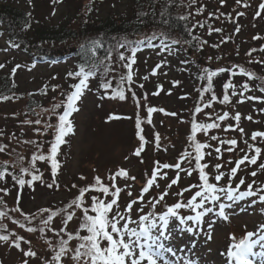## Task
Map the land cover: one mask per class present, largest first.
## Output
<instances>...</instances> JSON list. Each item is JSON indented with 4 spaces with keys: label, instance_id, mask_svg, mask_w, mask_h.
<instances>
[{
    "label": "rangeland",
    "instance_id": "1",
    "mask_svg": "<svg viewBox=\"0 0 264 264\" xmlns=\"http://www.w3.org/2000/svg\"><path fill=\"white\" fill-rule=\"evenodd\" d=\"M7 1L30 8L37 12L39 18H44L50 24H61L68 18L76 16L77 13H83L85 11L83 8L87 7H91L92 13L97 17L105 16L110 12L129 14L132 12L133 0ZM180 1L186 15L192 21V34L198 38L199 49L194 50L189 44L172 45V39L181 41L184 39L179 35L163 37L160 36L163 34L162 30L148 29L145 34L135 37V41H145V43L138 45L136 62L130 70L133 79L121 83L120 77L123 75L126 78L129 69L124 67L125 62L120 61L119 56L121 53L126 57L130 56L132 45L129 39H120V42L113 46L108 58L112 64L107 71L109 76L106 81L111 84V87L107 90L103 89L98 77L88 80L81 99L77 101L79 111L69 116V119L74 122L75 131L69 134L68 143L58 156L60 170L55 180L59 187H46L47 183L53 181L50 161L37 160L35 168L43 173L42 181L34 182L32 185L26 184L22 189L15 184L10 175H7L4 188L8 189L9 193L5 203L10 215L20 218L25 213L35 216L36 219L26 223L21 219L18 220L26 224L21 228V224L5 215L0 221V225L6 226L1 234H9L10 237L23 236L25 239L21 241V248L26 251L31 247L37 252V256L25 257L20 249L0 242V264H22L24 259L28 260V264H45V261H48V264H55L51 257L55 254L53 250H58L57 240L60 236H66L65 230H77L75 218L63 228L59 220L53 218L50 226L43 232L29 233L27 229L29 227L39 229L42 226L40 220L46 218L48 214L43 213L42 209L67 208L71 200L78 195L77 189L93 184L96 176L101 178L104 186L109 187V194L100 193L98 189L90 190L86 193V206L92 196L110 202L113 198L111 192L115 187H120L122 192L118 203L122 211L131 199L143 197L142 201L137 200L131 208L130 217L133 221H138L141 214L153 212L151 211L153 208L159 221V216L167 212L170 205L175 204L178 198L184 200L182 203H187L195 192L200 190L198 187H193V185L201 184L193 159L196 154V141L212 145V149H201L205 153L201 163L208 165L207 170L211 172V177L216 174L212 173L215 170L212 166L217 163L222 165L221 170L226 173L217 183L218 187L228 186L230 182L233 188L247 190V184L255 181L253 190L257 191L258 195L262 194L258 190L264 188V172H260L257 166L246 163L241 166L242 170H238L235 177L230 176V169L243 155L253 154L248 150L247 145L261 147L262 155L258 158V164L264 162V138L258 137L256 141L251 140L254 132L264 131V92L260 90L264 88V10L258 7L264 0H242L240 4H237L236 0H225L223 4L220 0H196L195 4L192 0ZM245 3L249 6L245 7ZM197 9L200 11L197 12ZM257 11L261 12L259 17L255 15ZM240 12L245 14L241 16ZM213 13L215 15H212ZM232 18L236 20L238 32L236 29L232 30ZM216 28H221L222 31L215 32ZM153 33L160 39H164L172 51L162 49L160 39L152 41L154 48L149 47L146 37ZM228 37L230 39H226ZM254 37L261 39H254ZM205 41L206 43H203ZM120 44H124V48H120ZM217 44L219 47H214ZM60 49L61 47H58V51ZM68 49H64L62 53H66ZM72 49H74L73 46ZM253 49L256 51H252ZM69 53L74 54L75 51L72 50ZM199 58L211 64L209 67L214 70L220 67L229 69L213 77V88L209 92L203 91V88L207 87L206 80L201 81L199 78L202 74L200 71L204 67L195 63ZM239 60L244 64L243 67L237 62ZM161 61L164 62L163 65L157 68ZM75 62L74 55L59 62L35 61L26 50L17 49L10 44L4 29L0 26V65H4L0 68V76L3 74L11 76L18 86L19 94H22V97L12 101H0V149H3L0 151V159L11 162L19 157L24 164H28L31 156L40 154L36 147L34 148L32 141L38 139L40 142L50 139L51 132L47 128L42 133L38 132L35 121L44 122L50 119L53 124L62 114V110L54 108L45 110L38 113V118L27 115L23 110L26 109L25 96L33 94L40 98H47V101L53 105L60 104L62 100H50V98L57 97L59 92L57 89H60L61 93L64 92L62 97L64 99L66 91L63 88L70 79L67 72L74 68ZM17 65L20 67L17 68ZM241 68L253 75H243L240 72ZM13 69H16L15 72ZM154 69L155 74H153ZM197 78L198 80L194 81ZM223 80L230 81L235 86L234 89L227 90L230 97L228 104L220 102L223 99L224 90L219 86ZM76 83H79V80H74L73 85ZM245 84L248 85L247 89L243 87ZM161 85L162 88L159 87ZM42 88L44 91H41ZM120 89L125 92V100L111 98L114 91ZM212 95L216 96L215 100H211ZM248 97H256V99H248ZM198 104L201 108L200 113L195 112ZM205 104L209 107H204ZM64 106L66 107L65 104ZM148 107L157 109L151 114V123L147 114ZM58 110L61 111L57 113ZM225 111L229 113L228 118L225 121H218L216 117ZM237 112L241 114L238 122L234 119ZM170 113L176 115H170ZM113 116L120 118H111ZM248 116L252 119L249 120ZM137 117H139V127H137ZM193 117L197 123L217 122L220 128L208 129L207 132L198 131L196 141H193L190 138V123ZM229 125H232L231 129L228 128ZM239 128H243V133L239 131ZM155 134H159V140L155 139ZM140 135L145 137V141L141 155L137 157L134 153L141 144ZM212 135L224 141L236 139L238 144L233 146L226 143L218 144L217 141L208 139ZM217 146L221 148L220 155L213 150ZM229 147L233 149L231 152L227 150ZM209 151H211L210 156ZM185 153H191V156L180 159ZM156 162L161 165L169 163L173 166L180 163L181 170H176L174 167L170 169L161 167L158 178L154 182L159 187L153 186L149 192L144 193L142 188L146 187L145 175L148 173L151 178ZM119 169L127 171L129 176L135 177V180L122 176L110 180L109 177L115 175ZM252 171H257L256 177L251 176ZM187 172H191V176L187 175ZM15 173L20 175V169H16ZM165 173L168 179L164 178ZM30 178V173L24 174L26 181ZM172 178L178 179V183L168 189L165 186ZM242 178L245 180L243 186L239 185ZM185 189L189 190L185 191ZM129 192L132 194L131 197L128 195ZM163 192H167L164 201L151 208L149 201L158 199ZM177 193L183 194L177 196ZM258 195L238 201L232 208L227 209L230 216L228 221L219 219L214 214H208L193 233L184 229L189 226L196 228L195 222L181 225L178 217L195 215L196 211L202 209L177 210L176 217L169 216V225L163 229L167 238L162 240L166 248L175 250V254L165 253L163 259L172 260L174 264H187L189 259L198 260L199 264H236L235 259L227 255L232 245L246 237L248 232L255 233L251 239H257L264 232L261 227L264 225V203L259 201ZM199 200L200 198L197 197L196 203ZM253 200L256 203L253 204ZM17 208L20 211H15ZM141 208H143L142 213L138 211ZM76 214L81 215V211L76 210ZM209 223L213 224L211 230L208 228ZM134 226V224L130 225V227ZM160 231L158 225L153 235H159ZM208 235L211 236L210 240L207 239ZM253 250L262 251L260 245ZM250 259L253 260V264H264V257H250ZM60 262L71 264L65 257H62ZM142 264H147V261Z\"/></svg>",
    "mask_w": 264,
    "mask_h": 264
},
{
    "label": "snow or ice",
    "instance_id": "2",
    "mask_svg": "<svg viewBox=\"0 0 264 264\" xmlns=\"http://www.w3.org/2000/svg\"><path fill=\"white\" fill-rule=\"evenodd\" d=\"M55 2V0H54ZM221 4L225 2V0H220ZM237 4H240L242 0H236ZM192 3L195 4L196 0H192ZM245 7L249 5L247 3L244 4ZM259 9L264 10V2L259 4ZM200 9H197L199 12ZM245 13L240 12L239 15H244ZM261 14L260 11H257L255 15L259 17ZM212 15H215L213 13ZM181 19H187V17H181ZM199 24V22H197ZM203 27V25H199ZM215 32H221V28L214 29ZM239 31V28L236 29ZM210 34V33H209ZM160 39L157 37L155 33L146 37L147 43L149 47H155L152 43L153 40ZM198 38L195 36H191L190 39L179 40L172 39V45H180V44H190L192 41L197 40ZM230 39V37L226 38ZM254 39H261L260 37H254ZM225 42V41H222ZM94 43H99L94 42ZM145 41H140L139 44H144ZM203 43H206L203 42ZM120 48H124V44L119 45ZM160 47L166 51H172L169 45L165 42L164 39H160ZM214 47H219V44L214 45ZM139 50L138 47L131 48V55L126 57L123 53L120 54L119 60L124 63V67L129 69L127 76H121V83L132 81L133 76L132 65L136 62V53ZM93 54H95V48L92 49ZM252 51H256L253 49ZM163 61H161L156 67L159 68L163 65ZM4 65H0V68H3ZM17 68L20 66L17 65ZM16 69H13L15 72ZM229 71V69L225 67H220L215 71H211L207 68L204 69V75L201 77L206 80L207 87L203 88V91L209 92L213 88V77H216L218 73H225ZM97 72V65L93 64L86 71L85 66L82 64L78 71L69 72L68 75L71 77L75 75L76 77L82 79L79 80V83L73 85L74 91L66 97V107L63 103L55 104L54 109H62V114L58 117V123L56 125L48 124L47 127L53 129L54 131V142L51 143V151L50 155H33L30 159L31 168L24 167L21 165L20 167V175H12V180L15 182L19 188H23L26 184L32 185L34 182L42 181L43 173L39 172V169L35 168L37 160L39 161H50L51 162V175L53 177V181L51 183H47L46 187L53 188L59 187L58 183L55 180V177L58 174V168L60 167V163L57 160V153L59 146L66 143L65 137L69 133H74L75 127L74 122L69 119V116L74 112L79 111L77 106V101H79L83 95L84 89L87 87V83L89 77L95 75ZM240 72L245 76L253 75L250 72H247L245 69L241 68ZM153 74H155V69L153 70ZM147 79V77H144ZM178 83V82H174ZM101 87L105 90L111 87L109 82H104ZM141 87H143L141 85ZM162 88V85L159 86ZM234 85L232 82H227L222 85L224 89L223 99L220 101L222 104H228L230 102V97L227 94L228 89H234ZM245 89H247L248 85H243ZM264 92V88L260 89ZM158 94V93H157ZM111 98H118L119 100H125V92L123 89L118 91H114ZM2 99L7 100L9 97L4 96ZM216 96L212 95L211 100H215ZM248 99H256V97H248ZM204 107H209L208 104H205ZM157 109L154 107L147 108V114L149 116V123H151L150 117L153 112ZM160 111H164V109H160ZM195 112L200 113L201 108L199 106L195 107ZM170 115H176L175 113H170ZM229 116L227 111L218 115L216 119L218 121H225ZM111 118H120V117H111ZM249 120L252 119L251 116L247 117ZM235 121H240L241 114L237 112L234 116ZM27 123V121H26ZM36 124L40 123V120L35 121ZM137 127H139V117H137ZM191 128V139L196 141V133L198 131L207 132L208 129H218L220 128V124L217 122L211 123H197L195 117L192 118L190 123ZM229 129L232 128V125L228 126ZM39 131V129H37ZM239 131L243 133V128H239ZM264 138V131L254 132L251 136L252 141H256L257 138ZM155 139L159 140V134H155ZM209 140L217 141L218 144H228L229 146L237 145L238 141L236 139H229L224 141L218 138L215 135L208 137ZM139 140L141 142L140 146L136 148L135 155L140 157L141 152L144 148L145 137L143 135L139 136ZM209 148L212 149V145L201 143L199 141L195 142V168L199 169V180L203 181L202 184L193 185V187H198L200 190L195 192V195L191 197L187 203H176L173 207H169L167 212L163 213V215L159 216V221L157 220V214L155 212H149L146 215H139L138 221H133L130 217V212L132 206L137 203V200L142 201L143 197H137V199H131L128 204L125 205V210L122 211L118 199V197L122 191L120 187H115L114 191L111 192V196L113 197L110 202H105L101 199H98L97 196H92V204L91 208L84 207V198L85 194L88 193L92 189H96L99 186L98 191L103 194H109V187L104 186L101 182V178L99 176L95 177L94 183L91 185H86L77 189L78 195L71 200V203L68 204L67 208L59 207L55 210L51 208L42 209L43 213H48L46 218H42L40 220V224L42 225L37 229L36 227H29L27 230L29 233H36L37 231L43 232L45 228L50 226V222L53 221V218H57L63 228L68 224V222L73 221L74 218L77 222V228L86 230L87 234L80 235L79 231H76L75 236L72 231H69L67 234V238H61L59 240L58 250L54 249L55 254L51 257L52 261L60 262L62 257L67 258L71 264H142V262L147 261V264H174L172 260H164L163 255L165 253L175 254V250L173 248H166L165 244L162 242L163 239H166L165 233L163 229H166L169 225V216L176 217L177 210L182 208L188 209H202L201 211H196L195 215H187V216H179V222L181 225L188 222H195L196 228L187 227L186 231L193 233L199 228L203 219L208 214H214L217 218L223 219L224 221H228L230 219L229 214L227 213V209L233 207V205L238 201H244L247 197H256L258 195L257 191L253 190V185L255 181L247 184V190H239V188H233L231 183L229 182L228 186L218 187L216 183L209 182V175L206 173L205 169L208 167L207 164H202L201 160L204 158L205 153L201 151V149ZM247 148L253 154L251 155H243L241 158L235 161V166L230 169V176L235 177L238 173V170H242L241 166L246 163L255 165L258 167L260 172H264V162L258 164V158L262 155L261 147L254 145H247ZM3 149H0L2 151ZM217 155L221 154V148L219 146L213 149ZM231 152L233 149L229 147L227 149ZM208 155H211V151L208 152ZM185 156H191V153H185ZM161 167L163 169L175 168L176 170H181V164L176 163L174 166L169 163H163L162 165L159 162L155 164V171L151 173V178L146 181L147 187H143L142 191L144 193L149 192L150 188L153 186L159 187L158 184H154V182L158 178V174L160 173ZM216 174L213 179L216 182H219L226 173L223 172L222 165L217 163L213 165ZM9 165L7 162L5 164L0 165V180H4L6 176L9 174L8 172ZM31 172L30 180L24 179V174ZM187 175L191 176V172H187ZM117 176L127 177L129 180H135V177H131L128 175L124 169H120L115 175L109 177L110 180H115ZM252 177L257 176V171L251 172ZM164 178L168 179L167 174H164ZM81 179H86L85 177H81ZM178 183V179L172 178L170 183L165 187L170 189L173 185ZM239 185H245V180L242 178L239 181ZM76 187V185H73ZM189 189H185L188 191ZM8 189L0 188V192H7ZM259 194L258 199L260 202L264 203V188L258 190ZM183 193H177V196H181ZM131 197V192L128 193ZM167 192H163L159 195L158 199H153L149 201L150 206H155L159 204L161 201H164ZM197 197L200 198L199 202L196 203ZM3 201L0 200V203ZM252 203H256L255 200ZM209 205V206H206ZM76 210L81 211V215L76 214ZM15 211H20V209H15ZM140 213L143 212V208L138 210ZM93 213V214H90ZM6 215L5 212L0 211V217H4ZM25 220L31 222V220L36 219L35 216H25ZM134 224V227H130V225ZM161 229L159 235H153V231L158 228ZM4 226L0 225V228ZM21 228L24 227L23 224L20 225ZM213 227L212 223L208 224L209 230ZM264 229V225L261 226ZM61 235L60 233H57ZM255 233L248 232L247 236L240 239L239 242H236L232 245V248L229 249L227 255L230 258H234L236 264H253V260L250 257H264V232H262L257 239H251ZM23 236H15L10 237L9 234H0V242L8 243L11 246H14L17 249L23 251L25 257H36L37 252L32 250L29 247L26 251L21 248V241H24ZM77 240L78 243L75 247H69V241ZM207 239H211V236L208 235ZM235 241V237H233ZM106 242V244H105ZM31 243L30 241L28 242ZM104 245V246H102ZM260 245L262 251L255 252L253 249ZM22 264H28V260L24 259ZM45 264H48V261H45ZM187 264H199V261H193L189 259Z\"/></svg>",
    "mask_w": 264,
    "mask_h": 264
},
{
    "label": "trees",
    "instance_id": "3",
    "mask_svg": "<svg viewBox=\"0 0 264 264\" xmlns=\"http://www.w3.org/2000/svg\"><path fill=\"white\" fill-rule=\"evenodd\" d=\"M131 5L132 12L129 14L110 12L105 16L97 17L92 13V8L87 7L83 8L85 9L83 13H77L76 16L74 15L73 17L68 18L67 21L61 24H50L44 18H39L37 12L32 11L30 8L18 6L14 3L8 2L7 0H0V26L4 29L5 34L7 35V41L10 44L14 45L17 49H21L23 51L26 50L29 54H31L35 61L59 62L60 60L65 59L66 57L74 55L76 57L74 68H71L67 72V74L69 72L78 71L82 64L85 66L86 71L93 64H96L97 72L95 75L89 77V80L98 77L103 84L109 76V73L107 71H109V67L112 64L110 62V59L108 58L113 50V46L119 43L120 39H129L131 41L132 47H138L139 42L135 41V37L145 34L146 30H150L153 28L162 30L163 34H160V36L163 37L179 35L180 37H182V39L186 40L190 39L191 36H194V34H192V21L186 15L185 10L182 6V2L180 0H133ZM181 17H187V19H181ZM97 41L99 43H94ZM189 45H191L194 50L197 48L199 49L198 39L192 41V43H190ZM72 46L74 49H72ZM58 47H61L59 51ZM67 48H69V52L73 50L75 51V53L71 54L68 51L66 53H62L63 50H67ZM93 48H95L96 50L95 54H93ZM237 62L242 67L244 66L241 60ZM195 63L197 65L204 66L203 70L200 71L202 72L199 77L201 81L204 80L201 77H203L204 75L205 68L211 71H215L214 69L209 67V65L211 64H207V62H205V60L203 59L202 62H199L196 59ZM195 76L198 77L197 74H195ZM68 78H70L68 79V84L63 88V90L66 91L65 97H67V95L73 91L74 80L82 79V77L78 78L75 75L71 77L68 75ZM197 80L198 78L194 81ZM227 82L228 81L223 80L219 87L222 88V85ZM41 91H44V89L42 88ZM57 91H59L57 93V97H52L50 98V100H62L61 103L66 105V98H62L64 92L61 93L60 89H57ZM4 96L9 97V99H2V97ZM20 97H22V94H19L18 86L15 83V80H13L11 76H6L5 74L1 75L0 101H12L15 98ZM25 97L26 109L23 110H25V113L27 115H34V117L36 116L38 118V113L40 114L45 110H51L52 108H54V105L49 103L47 101V98L45 97L40 98V96L33 94H27ZM61 110H58L57 113H59ZM57 123L58 119L55 120L53 124L51 123V120L48 119L44 122H40L39 124H37V127L39 129L38 132L42 133V131H44L46 128L51 132L50 139L47 138L40 142L38 141V139L32 141L34 148L36 147L37 151L40 154L50 155L51 143L54 142L55 135L53 129L48 128L47 125H56ZM69 134L65 137L66 143L59 146L57 153V160L59 163V153L68 143L67 138L69 137ZM185 157V155H182L180 159H184ZM5 162H7L9 165L8 175H10L11 178L12 175H17L15 173V170L20 169L21 165L29 168L32 167L30 161L28 164H24L19 157H16L15 160L11 162L0 159V165L5 164ZM59 170L60 168H58V172ZM197 171L199 177V169ZM205 171L209 175V182L216 184L219 183L213 179L214 176L211 177V172H208L207 167ZM29 173L31 174V172ZM212 173H216L215 170L212 171ZM145 177L146 181L150 179L148 173H146ZM5 180L6 178L4 180H0V188L5 187ZM200 183L202 184L203 181H200ZM97 189H99V186H97L96 190ZM8 193V191L0 192V200L3 201L2 203H0V211L5 212L6 215L10 216V218H12L14 222L18 223L19 225L23 224L22 222L18 221L20 219L24 221V223H26L27 220H25L24 217L29 215L23 213L20 218H15L14 216L10 215L8 211L9 209L5 203ZM117 199H120V197ZM182 202H184V200L179 198L176 201V203ZM86 203L87 197L85 194L83 206L88 207L90 209L92 200L89 202L88 206H86ZM173 206L174 204L170 205V207ZM151 211L155 212L154 208L151 209ZM90 214L93 213L90 212ZM2 218L3 217H0V221L2 220ZM23 225L25 226L26 224ZM2 226L4 227L0 228V234L3 233L4 228H6L5 225ZM76 231H79L80 235L87 234L86 230L77 228V230L72 231L74 236ZM64 232L66 236H60L57 240V249L59 245V240L61 238L66 239L69 231L65 230ZM77 243L78 241L75 239L69 241V247H75ZM56 263L61 264V262Z\"/></svg>",
    "mask_w": 264,
    "mask_h": 264
},
{
    "label": "water",
    "instance_id": "4",
    "mask_svg": "<svg viewBox=\"0 0 264 264\" xmlns=\"http://www.w3.org/2000/svg\"><path fill=\"white\" fill-rule=\"evenodd\" d=\"M232 23L234 24V23H235V21H234V20H232Z\"/></svg>",
    "mask_w": 264,
    "mask_h": 264
}]
</instances>
